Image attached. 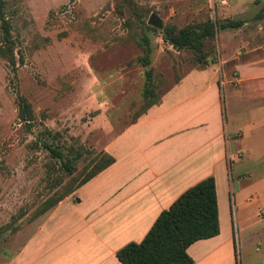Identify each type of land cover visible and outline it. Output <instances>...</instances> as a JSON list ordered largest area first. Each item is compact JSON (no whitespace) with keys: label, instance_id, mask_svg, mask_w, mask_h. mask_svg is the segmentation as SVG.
<instances>
[{"label":"rangeland","instance_id":"1","mask_svg":"<svg viewBox=\"0 0 264 264\" xmlns=\"http://www.w3.org/2000/svg\"><path fill=\"white\" fill-rule=\"evenodd\" d=\"M223 1L6 0L16 64L13 70L0 58V264L10 261L40 222L44 213L33 217L40 203L67 180L62 162H71L78 181L144 111L145 87L151 99L158 98L181 74L199 68L189 50L161 40L165 27L239 19L243 24L228 30L240 29L237 38L255 31L252 41L264 43V16L255 17L263 0ZM150 13L159 18V29L146 24ZM224 34L217 26L206 61L215 60ZM142 36L149 47L147 84L145 67L137 62ZM19 97L33 115L28 130L17 118ZM229 172L235 174L233 167ZM230 213L233 262L264 264V240L255 243L264 228L252 219L241 231L233 205Z\"/></svg>","mask_w":264,"mask_h":264},{"label":"crops","instance_id":"2","mask_svg":"<svg viewBox=\"0 0 264 264\" xmlns=\"http://www.w3.org/2000/svg\"><path fill=\"white\" fill-rule=\"evenodd\" d=\"M228 29L214 62L181 74L117 134L104 147L113 161L47 210L7 264H120L115 252L208 176L218 233L185 251L190 264H235L230 205L241 231L252 219L264 228V43Z\"/></svg>","mask_w":264,"mask_h":264},{"label":"trees","instance_id":"3","mask_svg":"<svg viewBox=\"0 0 264 264\" xmlns=\"http://www.w3.org/2000/svg\"><path fill=\"white\" fill-rule=\"evenodd\" d=\"M119 1L122 2V0ZM124 1L125 3L128 2V0ZM5 2L6 0H0V58L14 70L16 64L13 54L14 45L9 32V21L3 14ZM263 16L264 0L255 17L262 18ZM242 22V20L226 19L217 25L215 21L206 18L203 21H196L180 27L168 25L162 30L161 40L174 49L189 50L195 57L196 64L202 66L214 62L213 58L206 61L204 55L206 52L205 47L212 49L211 41L214 38L216 27L218 26L220 29L237 28ZM146 28L154 30L149 26ZM139 45L143 48V55L137 59V62L145 67L143 74L145 84H147L151 69L148 67L149 47L145 36L141 37ZM143 90V108L145 110L156 104L159 97L151 99L152 92L149 87H145ZM17 118L22 122V126H25L28 130L33 115L28 103L22 97L18 98ZM41 144L54 157L61 158L59 151L52 149L45 142H41ZM98 155V159H95L91 169L75 182L73 181L75 177L72 174L71 162L68 159L62 162V169L68 176L67 180L59 185L57 194L46 197L40 203L38 209L34 211L33 217L45 213L59 200L68 196L75 188L113 161L112 157L104 151ZM261 217L264 219V215H261ZM217 233L218 222L214 182L213 178L208 176L178 195L166 209L159 212L139 242L126 243L115 252V257L120 264H190L191 259L186 254V247L196 240L206 239Z\"/></svg>","mask_w":264,"mask_h":264},{"label":"water","instance_id":"4","mask_svg":"<svg viewBox=\"0 0 264 264\" xmlns=\"http://www.w3.org/2000/svg\"><path fill=\"white\" fill-rule=\"evenodd\" d=\"M146 24L155 27L157 29H159L161 27V22L159 20V18L154 14V13H150L147 20H146Z\"/></svg>","mask_w":264,"mask_h":264},{"label":"built area","instance_id":"5","mask_svg":"<svg viewBox=\"0 0 264 264\" xmlns=\"http://www.w3.org/2000/svg\"><path fill=\"white\" fill-rule=\"evenodd\" d=\"M211 1H218V2H220V3H221L223 0H211Z\"/></svg>","mask_w":264,"mask_h":264}]
</instances>
